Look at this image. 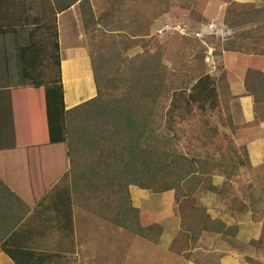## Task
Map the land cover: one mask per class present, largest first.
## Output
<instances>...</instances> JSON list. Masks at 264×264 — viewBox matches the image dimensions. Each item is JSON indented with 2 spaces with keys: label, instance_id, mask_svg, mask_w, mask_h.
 <instances>
[{
  "label": "trees",
  "instance_id": "1",
  "mask_svg": "<svg viewBox=\"0 0 264 264\" xmlns=\"http://www.w3.org/2000/svg\"><path fill=\"white\" fill-rule=\"evenodd\" d=\"M28 4V0H0V22L4 25L0 26V35H19L23 31L25 16L32 7ZM39 4V22L28 30V41L19 52L15 75L22 80V85L16 84L9 90L11 139L0 150L34 151L41 194L36 204L39 206L49 192L43 149L65 145L68 161L65 177L69 185L61 191L65 199L60 204L53 203L50 211L58 213L59 207L61 219L70 229V210L75 205L157 244L162 228L132 206L129 188L152 194L177 193L185 188L192 193L213 163L177 152L169 135L157 134L154 114L163 80L159 79L156 84L155 73L160 64L155 53L148 50L144 66L134 67L129 74L114 59L106 61L90 55L97 95L66 110L56 16L77 4L85 30L95 21L89 0H39ZM257 14L251 22L256 23L262 17V11ZM39 38L43 41H38ZM38 63L42 68L37 70ZM45 68L51 74L40 72ZM243 87L254 104L264 102L261 70H247ZM106 88L119 90L121 95L107 101L103 99ZM177 91L169 115L176 111L189 115L195 106L200 112L210 111L220 117V101L212 77L205 75L186 90ZM172 126V123L167 125L168 133L173 131ZM29 213L30 208L0 180V251L14 264H31L29 259L43 257L31 251L8 249L6 243L7 237ZM214 224L221 227L218 222H204L200 228L196 227L199 231L228 235L227 230L218 229Z\"/></svg>",
  "mask_w": 264,
  "mask_h": 264
},
{
  "label": "rangeland",
  "instance_id": "2",
  "mask_svg": "<svg viewBox=\"0 0 264 264\" xmlns=\"http://www.w3.org/2000/svg\"><path fill=\"white\" fill-rule=\"evenodd\" d=\"M28 1V5L33 4L28 15L38 23L39 0ZM201 1L203 0H89L95 24L85 30L81 22L83 41L87 44L90 55L106 61L114 59L122 69H127L128 74L134 67L144 66L148 51L155 53V58L160 64L155 73V82L158 85L159 79L163 80V88L159 90L160 95L155 105L157 134L169 135L177 152L213 163L212 169L202 178L194 192L189 193L184 188L182 192L174 193L177 200L176 218L181 221L172 251L186 261L212 262L220 253L193 252L195 243L204 234L213 247H222L225 250L229 246L237 251L241 256V264H264V168L251 167L245 151L246 142L236 139L229 115L225 114L229 99L226 90L219 83L222 99V104L219 103L220 117L210 111L200 112L195 106L189 115H181L180 111L169 115L176 90H186L200 77L206 74L215 76L217 71L223 70L227 54H222L223 50L235 48L243 53L259 55L264 49V23L251 32L246 31L249 30L247 28L239 30L240 32L232 29L235 21L242 19L243 15V21L248 22L246 12L249 11L250 19L258 15L257 12L254 13L253 7L237 5L228 0H217L220 4H227L222 11V17H217L215 10H209L213 18L207 19L202 16L203 8H206ZM209 24L216 26V34L220 36H205L203 40H198L192 37L191 33L186 37L176 30L184 29L185 26L191 30L199 25L201 28ZM244 39H251L253 42ZM211 49L210 60L206 61ZM245 66L248 67L247 70L253 69L249 68L250 62ZM40 72L51 74L48 68ZM244 76L245 74L243 78ZM13 77L15 83L18 81L17 85H22L18 76ZM70 85L71 94L74 95L76 83ZM103 94V99L108 101L119 97L121 92L106 88ZM169 123L173 124V131L168 130V133L166 127ZM63 149L66 153L65 145ZM135 190L139 189L130 188L131 195L135 194ZM165 202L170 203L167 200ZM142 205L143 211L151 217L155 218V210L161 217L164 214L161 212L163 208H160V211L155 209V203L153 207L148 208L150 204L144 200ZM72 207L81 226L92 221L89 215L101 219L90 211L75 205ZM216 212L223 215L225 221L211 220ZM242 218H250L254 223L262 224L260 236L248 243L246 240L249 236L239 233ZM204 222H218L227 230L228 235L199 231L196 226L200 228ZM214 226L222 229L216 224ZM172 228L174 224L170 229ZM122 230L108 222L100 233L95 232L97 251L101 252V244V253H109L112 264H123L125 253L128 254L125 261L140 264L144 255L142 252L138 253L133 244L135 241L149 244ZM165 259V255L155 253V261L162 262ZM176 259L177 257H174L171 261Z\"/></svg>",
  "mask_w": 264,
  "mask_h": 264
},
{
  "label": "crops",
  "instance_id": "3",
  "mask_svg": "<svg viewBox=\"0 0 264 264\" xmlns=\"http://www.w3.org/2000/svg\"><path fill=\"white\" fill-rule=\"evenodd\" d=\"M228 1L237 5L251 6L254 8V13L259 12V10L262 11V17L256 23L251 22L252 19H250L249 11L246 12L248 22L245 23L243 21L245 16L243 15L242 19L235 21V26L232 29L240 32L239 30L247 28L249 30L246 31L251 32L257 26L263 25L264 0ZM201 2L205 4L206 8L202 7V16L207 19L213 18L209 10H215L217 12L216 16L221 18L222 11L227 5L225 3L220 4L217 0H203ZM35 22L36 20L34 21L30 17V14L28 15L27 13L24 19V29L19 35H0V146H5L6 141L8 142L11 139L9 90L15 88L16 83L15 79H13L14 77L10 76L18 72L20 49L28 41V30L34 29L38 24ZM10 25L12 24L8 23V26ZM0 26H4L2 22H0ZM199 27L200 25L198 28L190 30V28L185 26L189 33L198 31ZM56 30L59 43L64 106L66 110H69L96 97L90 53L87 44L83 41L77 5L56 16ZM244 40L253 42L251 39ZM38 41H41V38ZM224 53L227 54L223 70L217 71V75L215 76H209L216 82L220 103L222 104L220 87H218L219 83L222 84L223 89L226 90L229 96L225 114L229 115L236 139L246 142L245 151L249 164L251 167L262 166L264 168V103L254 104L252 97L246 94L243 87V75L248 69L245 66L247 62H250L249 68L259 69L264 73V49L259 55L243 53L235 50V48L223 50L222 54ZM38 68H42L39 66V63L35 69L38 70ZM71 83H76L74 95L71 94ZM43 154L49 192L42 205L37 206L36 204L41 196L34 151L23 148L0 150V180L30 208L29 215L7 237L6 243H8V249L31 251L43 256L29 259L31 264H112V258L109 253L107 255L106 253H101V244V252L97 251V242L94 235L95 232L100 233V230L108 222L89 215L92 221L81 226L76 219L75 209L71 207V225L69 229L61 219L59 207L58 213L50 211V206L53 203L60 204L63 201L62 199H65L61 191L69 185V180L65 177L68 170V161L63 144L46 146L43 149ZM130 188L129 194L133 207L146 214L143 211L142 205V201L145 200L150 204L148 208L153 207V203H155V209L158 208L160 211V208H163L161 212L164 213L161 217L157 214V210H155V218L146 214L162 228V233L157 244L134 236L149 244L147 245L138 241H135L133 244L138 253L142 252L144 255L140 264H213L212 262H216L215 264H241V256L237 251L229 246L225 250L222 247H213L210 240L204 237V234L195 243L196 248L193 252L220 253L219 256H216L212 262L184 260L181 255L172 251L175 238L180 231L179 226L181 221L176 218L174 192L152 194L139 189L140 191L135 190V194L131 195ZM166 200L170 203H166ZM215 219L225 221L224 216L218 212L211 217V220ZM242 221L239 233L249 236L246 240L247 243L260 236L262 230L261 223L256 224L250 218H242ZM172 224H174V228L170 229ZM210 233L218 234L215 232ZM219 235L221 234L219 233ZM155 253L165 255V261H155ZM127 256L128 254L125 253L123 264H132L125 261L128 258ZM174 257H177L176 261H171ZM0 264H14V262L0 251Z\"/></svg>",
  "mask_w": 264,
  "mask_h": 264
},
{
  "label": "built area",
  "instance_id": "4",
  "mask_svg": "<svg viewBox=\"0 0 264 264\" xmlns=\"http://www.w3.org/2000/svg\"><path fill=\"white\" fill-rule=\"evenodd\" d=\"M216 26H214V25H212V24H209V25H207V26H204V27H201L198 31H196V32H192L191 33V36L192 37H194L195 39H198V40H203V38L205 37V36H213V35H215V36H220V35H218V34H216V28H215ZM203 29H204V31H203ZM182 36H186V37H189L188 35H189V32H188V30L186 29V28H184V29H180V28H177L176 29ZM227 33H229V32H227ZM211 54H212V49L210 50V52H209V54H208V56H207V58H206V61H209L210 60V56H211Z\"/></svg>",
  "mask_w": 264,
  "mask_h": 264
}]
</instances>
